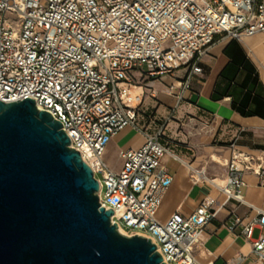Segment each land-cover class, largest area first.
I'll use <instances>...</instances> for the list:
<instances>
[{
  "label": "built area",
  "instance_id": "1",
  "mask_svg": "<svg viewBox=\"0 0 264 264\" xmlns=\"http://www.w3.org/2000/svg\"><path fill=\"white\" fill-rule=\"evenodd\" d=\"M258 33L264 37V0H0V99L30 96L63 124L70 146L100 182L99 202L113 209L111 222L129 235L152 238L165 264H204L195 249L224 202L208 195L188 215L159 219L173 181L162 160L178 155L163 141L164 125L155 133L138 127L145 91L133 71L154 77L184 70L177 81L181 101L214 45ZM127 126L146 140L119 152L122 167L116 171L103 155ZM242 131L233 136L231 156L222 164L225 183L214 182L205 166L187 162L193 184L210 182L225 201L247 203L244 174L264 177V148L258 155L240 149ZM227 226L251 238L256 227L264 228V211L248 222L232 213ZM252 251L263 264L264 233Z\"/></svg>",
  "mask_w": 264,
  "mask_h": 264
},
{
  "label": "water",
  "instance_id": "2",
  "mask_svg": "<svg viewBox=\"0 0 264 264\" xmlns=\"http://www.w3.org/2000/svg\"><path fill=\"white\" fill-rule=\"evenodd\" d=\"M34 98L0 99V264H165L101 206L100 182Z\"/></svg>",
  "mask_w": 264,
  "mask_h": 264
},
{
  "label": "crops",
  "instance_id": "3",
  "mask_svg": "<svg viewBox=\"0 0 264 264\" xmlns=\"http://www.w3.org/2000/svg\"><path fill=\"white\" fill-rule=\"evenodd\" d=\"M258 34L248 36L243 41H247L248 39H251ZM243 41L240 42L236 40H230L229 43H243ZM262 41L264 46V37L262 38ZM227 42L228 41L220 42L212 47L210 54L205 57L203 64L204 71L206 66H211V71L207 74H205V72L203 71L202 74L196 75L192 82V88L185 94L186 96L190 91L198 94V105L193 108L191 107L190 111L196 113L200 109L202 110V112L212 115V118L217 123V127L220 128L219 132L217 131V128L215 134L214 132H212L210 135H207L202 139V141H204L202 142L204 144L203 154L201 156H197V158L194 160L191 159V161L189 162L186 161L187 159H185V156H179L172 149L171 144L173 140H171V138H169L167 134L169 127V125H167L168 121L166 120V122L162 124L158 123V125L157 123H155L156 126L154 127L155 133L161 126L164 125L163 141L170 147V149L176 155L183 158L185 162L191 163L193 166H205L208 174L213 178L214 182L218 184L225 183L227 168L217 162V160H214V158H212V154H216L223 160L229 159L232 152L230 142L232 141L233 136L240 129H243L241 137L238 141V147L240 149L248 151L253 155H258L261 149L264 148V117L257 114L249 116L243 115L241 112L232 107L231 98L229 96L219 100H214L212 98V93L219 79L220 72L227 65V63L232 60V58L225 53V48L229 43L220 50L219 48H216L219 45ZM245 44L250 51L254 50V47L247 45L246 42ZM214 51L216 58L215 62L212 64L211 58ZM255 52V55H257L261 59V54L257 51ZM233 53L235 55V48ZM256 66L260 71L259 79L264 84L262 69L257 64ZM135 70H137L138 74L140 75L139 78L143 76H146L152 80L160 78V80H165L164 82L168 83L169 85L170 83H172V85L174 86V89L172 91L173 95H171V93L169 95L164 94L168 91H165L163 89L159 91V94L160 98L166 103L171 102L173 96L175 99L173 107L175 109L179 107L181 102L185 99L184 97L183 100L178 101L177 94L179 89L177 86V80L179 77L176 76V72H182V77L184 75V70H178L173 74H162L154 77L142 75L140 70ZM134 71L133 75H135ZM168 75H170L171 77H169ZM153 95L155 94L153 93ZM160 105V102L156 104L155 113L158 111ZM164 110L165 106L160 113H162ZM139 116L140 113L138 112V117ZM153 117L154 115L150 117L149 122L152 121ZM149 122L147 123V125H149ZM145 127L146 125L142 128H148ZM128 132L137 134L138 140L135 142L123 144L119 149V152L127 148H138L144 144L146 140L145 134L134 126H127L118 134H116L111 139L108 145L112 146L119 143V141H121V139ZM146 132L151 133L147 130ZM215 137L216 139L222 140L224 143L222 145H220L219 143H217L216 145L211 144L213 138ZM226 142H228V144H226ZM206 155H210V159L216 162L215 166L225 168V172L218 170L216 167L214 168L215 172H211L209 157H207ZM162 161L163 164L167 166V168L173 174V181L167 189L159 207L157 213L159 219L162 221H166L175 212L188 215L195 210V208L199 205V203L205 196H216L219 201L224 202V205L216 212L215 217L203 229L201 233V242L195 249L197 258L204 264H261L253 254L252 250L254 240H256L260 236V234L264 233V228L261 229L259 227H256L251 238H247L239 230H237L236 232L231 231L227 226V220L232 213H235L240 216L244 222H248L253 217L258 215V209L264 211V177L254 172H245L244 179L246 181V185L244 187V198L247 203H239L235 200L225 201V196L218 192L217 188L212 183L199 182L198 184H193L190 180V169L187 163H184L179 159H175L169 154L165 155ZM121 167L112 168L118 171L121 169ZM239 256H245V259L240 260ZM250 256H253L254 258L248 260V257Z\"/></svg>",
  "mask_w": 264,
  "mask_h": 264
},
{
  "label": "rangeland",
  "instance_id": "4",
  "mask_svg": "<svg viewBox=\"0 0 264 264\" xmlns=\"http://www.w3.org/2000/svg\"><path fill=\"white\" fill-rule=\"evenodd\" d=\"M263 35H256L252 37L251 39H248L247 41H243V43L240 42H234L235 44V59L243 62V65L250 70L254 71L255 78H260V71L256 64L252 61L253 54H255L257 51L261 54V59L264 62V46L262 37ZM245 42L247 45H250L254 47L253 51H250L249 48H247ZM229 43H223L219 45L216 48L222 49L224 46H226ZM215 51L212 55V64L215 62ZM211 66L205 67V74L209 73L211 71ZM134 82L137 84H142L145 88L146 95L144 98V101L142 105L139 108L140 116L138 117V127L141 128L146 125L148 127L146 130L148 132L154 133L156 126L155 123L162 124L168 121L169 127H168V137L171 138L172 141V149L175 151L176 154L179 156L182 155L185 156L187 159L186 161H191L196 159L197 156H201L203 154L204 144L202 142V139L205 138V136L210 135L212 132H216L217 130V123L212 118V115L202 112V110H198L196 113H193L190 111V108L196 107L198 105V94H195L194 92H189L185 96V99L181 102L180 106L176 109L173 107L175 103V99L172 96L171 102L166 103L160 98L159 91L165 90L172 94L173 91V85L170 83H165V80L159 79H150L146 76H143L139 78V74L137 70L134 71ZM182 72H176L177 77H181ZM171 77L170 75H168ZM205 80V79H203ZM178 81V80H177ZM165 83V84H164ZM156 92L157 94L153 95V93ZM160 102L161 105L158 108V111H156V104ZM165 106V110L162 111V109ZM154 115L152 121L149 122L150 117ZM149 122V125L147 123ZM145 127V128H146ZM220 131V128L217 130ZM218 138V137H217ZM138 140L137 134L133 132H128L122 139L119 141V143L114 144L112 146L108 145L106 148L103 159L113 168H120L122 165V160L119 156V149L123 144L135 142ZM219 143L222 145L224 142L222 140L213 138L211 144L216 145ZM228 144V142H226ZM209 157V164L211 168V172H215V167L225 172V168L215 166L216 162L214 160L210 159V155H206ZM190 158V159H189ZM253 256L248 257V260L253 259Z\"/></svg>",
  "mask_w": 264,
  "mask_h": 264
},
{
  "label": "trees",
  "instance_id": "5",
  "mask_svg": "<svg viewBox=\"0 0 264 264\" xmlns=\"http://www.w3.org/2000/svg\"><path fill=\"white\" fill-rule=\"evenodd\" d=\"M234 48L232 42L225 48V53L232 60L220 72L212 98L219 100L229 96L232 107L243 115L264 117V84L255 78L254 71L235 59Z\"/></svg>",
  "mask_w": 264,
  "mask_h": 264
},
{
  "label": "bare ground",
  "instance_id": "6",
  "mask_svg": "<svg viewBox=\"0 0 264 264\" xmlns=\"http://www.w3.org/2000/svg\"><path fill=\"white\" fill-rule=\"evenodd\" d=\"M253 62H255L262 69L263 77H264V64H263L262 60L257 55L253 54ZM154 94H157V93L154 92ZM164 94L169 95L170 93L167 92V93H164ZM212 158H214V160H218L220 162V164H225V160H223L222 158H220L216 154H212ZM178 159L183 161L184 163H187V162H185V160L183 158H181L179 156H178ZM118 229H119V231L121 233L129 235V233H127L124 229H122L120 227H118ZM151 240H152V238H151Z\"/></svg>",
  "mask_w": 264,
  "mask_h": 264
}]
</instances>
